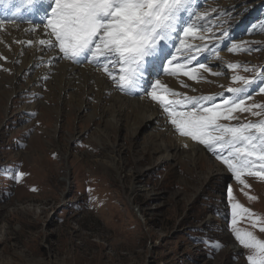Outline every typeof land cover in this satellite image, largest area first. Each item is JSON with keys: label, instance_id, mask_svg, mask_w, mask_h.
I'll list each match as a JSON object with an SVG mask.
<instances>
[{"label": "rangeland", "instance_id": "1", "mask_svg": "<svg viewBox=\"0 0 264 264\" xmlns=\"http://www.w3.org/2000/svg\"><path fill=\"white\" fill-rule=\"evenodd\" d=\"M183 16L187 20L167 41L166 58L159 60L165 67L158 68L155 61L145 73L146 84L160 74L161 83L178 93L212 96L209 103H219L232 96L229 87L242 86L232 81L240 75L256 80L245 106L264 105V0H193ZM188 25L198 27L203 39L184 37L182 27ZM181 39L195 46L197 60L188 67L204 63L210 70L199 69L195 80L165 74L173 56L174 64L185 63L188 52ZM233 45L237 50L229 51ZM12 47L3 52L0 44V53L10 54ZM82 61L78 67L106 74L86 60L77 64ZM230 64L239 67L229 69ZM4 65L0 63V264H248L250 250L234 235L231 205L238 202L264 218V180L245 175L250 187H243L211 151L189 137L222 174L210 175L209 168L196 164L197 157L192 165L183 157L186 167L180 160L159 163L151 150L143 152L152 127L143 126L130 138L132 125L125 121L114 136L119 156L109 153L103 142L100 147L93 140V123L99 121L89 118L97 103L95 87L60 85L52 66ZM145 86L143 96L150 104L152 89ZM235 115L240 119L233 124L264 118ZM162 116L169 122L167 113ZM17 172L24 174L19 181ZM235 227L264 239L245 215L237 217Z\"/></svg>", "mask_w": 264, "mask_h": 264}, {"label": "snow or ice", "instance_id": "2", "mask_svg": "<svg viewBox=\"0 0 264 264\" xmlns=\"http://www.w3.org/2000/svg\"><path fill=\"white\" fill-rule=\"evenodd\" d=\"M39 2L40 0H22L23 5L30 10H36ZM46 2L50 12H45L42 20L49 38L39 40V44L58 47L66 59L77 62L86 60L102 67L121 91L131 92L141 88L145 73L155 61L166 58L167 41L181 27L183 14L189 11L193 0ZM182 32L184 37L203 39V36L197 35L200 29L194 25L182 27ZM226 36L227 33H224L217 39ZM29 43L31 44V41ZM180 43L188 52L185 63L174 64L173 61L177 58L173 56L165 71L170 75H183L193 80L197 79L195 73L199 69L210 71L204 63L189 68L188 65L197 60V55L192 54L195 46L186 44L183 39ZM206 48V45L203 48L197 47L196 52H203ZM236 50V45L229 49L233 52ZM117 67L118 71L110 70ZM238 67L239 65H228L229 69ZM244 71L252 69L245 68ZM232 81L242 86L229 87L227 92L232 96L219 103H209L214 100L212 96L197 98L178 93L162 84L159 79L150 85L152 90L147 94L162 106L179 135L204 145L227 166L243 187H250L242 179L243 176H255L264 180V118L236 124L231 121L240 119L235 115L237 112L264 117V105L245 106V99L250 98L248 88L256 83L255 79L234 75ZM260 91L264 92V87H261ZM23 175L17 172L14 179L19 181ZM228 193L231 196V188ZM231 208L234 235L243 248L250 250L246 257L248 264H264V239L258 238L251 231H242L235 227L237 217L245 215L251 220L254 228L264 233V218L255 216L250 209L238 202L232 203ZM216 246L219 247V244Z\"/></svg>", "mask_w": 264, "mask_h": 264}, {"label": "bare ground", "instance_id": "3", "mask_svg": "<svg viewBox=\"0 0 264 264\" xmlns=\"http://www.w3.org/2000/svg\"><path fill=\"white\" fill-rule=\"evenodd\" d=\"M18 8L20 11H17ZM26 12L27 9H25L22 0H0V18H4V21H0L2 22L0 23V44L1 47L3 46V52L7 50H4L7 46L8 49L14 47H12L10 54L9 52L6 55L0 53V57L5 58L0 60L1 65L5 64L4 66L11 67L12 64L17 63L22 67L52 66L50 72L55 74V80L60 85L62 83L68 85L69 83V85H74V88H77L87 84L89 87H95L96 97L94 96V100L97 103L96 108L89 117L99 119L98 124L93 123V128L96 130L93 135L95 143L102 147L101 143L103 142L105 151L107 150L109 153L119 156L120 152L116 149L114 136L117 134V128L122 127V122L125 121L132 125L129 130L130 138L135 135L137 129L143 126L152 127L153 132L147 136L149 142L143 148V152L151 150L150 153L157 156V162L162 163L169 160L176 162L180 160V165H182V158L187 157L190 165H192L196 160L195 157H197L199 161L196 164L200 165L202 169L209 168L208 173L210 175L222 174L223 169L217 164L209 163L204 150L200 146L192 144L188 138L177 137L175 127L172 124L171 126L168 125L167 118H160V116L163 117L164 111L159 103H154L149 99L148 101L151 103H147V99L143 96V86L146 85V90L151 89L150 85L155 83L154 81L151 84H146L148 80L145 76L144 80L141 81L140 88L143 90L121 91L108 75L94 74L93 71L90 72L91 70L78 67L83 61L77 64V61L64 58L58 47L39 44V40L49 38L44 30V21L42 20L44 13L50 12L46 0H40L36 5V10H32L34 17L32 22L28 21ZM186 20V17L183 16L182 23ZM29 41H31L32 49H30V46V50L26 51V46L30 44ZM25 44L27 45L25 46ZM58 62L61 63L60 66L53 68V65ZM159 75L156 79L160 80L163 77H159ZM100 104L103 105V108L98 112L100 109L97 110V108ZM130 110L134 114L131 113V116L127 117Z\"/></svg>", "mask_w": 264, "mask_h": 264}]
</instances>
